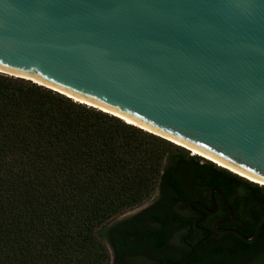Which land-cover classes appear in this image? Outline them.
<instances>
[{
	"label": "water",
	"instance_id": "obj_1",
	"mask_svg": "<svg viewBox=\"0 0 264 264\" xmlns=\"http://www.w3.org/2000/svg\"><path fill=\"white\" fill-rule=\"evenodd\" d=\"M0 70L264 181V0H0Z\"/></svg>",
	"mask_w": 264,
	"mask_h": 264
},
{
	"label": "trees",
	"instance_id": "obj_2",
	"mask_svg": "<svg viewBox=\"0 0 264 264\" xmlns=\"http://www.w3.org/2000/svg\"><path fill=\"white\" fill-rule=\"evenodd\" d=\"M232 183L242 186L249 223L240 231L250 238L264 189L118 117L0 73V264H264V225L252 244L234 237L181 259L172 252L174 206H188L183 191L217 187L229 197ZM160 191L153 207L105 226ZM138 257L146 261H131Z\"/></svg>",
	"mask_w": 264,
	"mask_h": 264
},
{
	"label": "flooded vegetation",
	"instance_id": "obj_3",
	"mask_svg": "<svg viewBox=\"0 0 264 264\" xmlns=\"http://www.w3.org/2000/svg\"><path fill=\"white\" fill-rule=\"evenodd\" d=\"M230 186L232 192L229 197L217 187L186 186L187 188L183 192L185 202H188L187 208L184 202H177L174 206L175 211L179 214V220L176 224L180 228L176 231L178 238L170 245L177 259H181L189 249L192 254L204 243L211 245L232 241L234 237H237L232 231L241 232L240 229H244L249 223L247 217L244 216L243 200L245 196L241 190L242 186L236 183H232ZM161 197L162 192H157L152 202L139 213L153 207ZM228 206L233 211V215ZM166 251H170V249L160 254L166 255Z\"/></svg>",
	"mask_w": 264,
	"mask_h": 264
},
{
	"label": "bare ground",
	"instance_id": "obj_4",
	"mask_svg": "<svg viewBox=\"0 0 264 264\" xmlns=\"http://www.w3.org/2000/svg\"><path fill=\"white\" fill-rule=\"evenodd\" d=\"M4 71L0 70V73H3ZM35 83L39 84V85H43L45 87H49L50 89H53L55 91H58L59 93H61L62 95H65L66 97L74 100L75 102H78V103H81L83 105H86V106H89V107H93L95 109H98L102 112H105L107 114H110L112 116H115V117H118L119 119H121L122 121H124L125 123L129 124V125H132V126H135L137 128H140L148 133H153V134H156V132H154L153 130L149 129L148 127L138 123L137 121H135L134 119L130 118V117H127L125 115H120L119 113H116L114 111H112L111 109L107 108V107H104V106H101V105H98L97 103L91 101V100H88V99H85L83 97H80V96H77V95H74L68 91H65L63 89H59L55 86H52V85H49L43 81H40L38 79H34L33 80ZM171 140V139H170ZM176 145L188 150L191 152V155L192 156H198L200 158H202L203 160L205 161H208L214 165H216L218 168H221V169H224L234 175H237L238 177L240 178H243L244 180L250 182V183H253L257 186H260V187H264V181L263 180H260L256 177H253V176H250L238 169H236L235 167H232L230 165H228L227 163H224L223 161H220L219 159H216L215 157H213L212 155L208 154V153H205L204 151L202 150H199L197 148H194V147H189L187 145H184L178 141H174L172 140Z\"/></svg>",
	"mask_w": 264,
	"mask_h": 264
},
{
	"label": "rangeland",
	"instance_id": "obj_5",
	"mask_svg": "<svg viewBox=\"0 0 264 264\" xmlns=\"http://www.w3.org/2000/svg\"><path fill=\"white\" fill-rule=\"evenodd\" d=\"M202 163H204L203 161L201 162V164ZM258 187H260V186H258ZM260 188H262V189H264V187H260ZM156 195V193L150 198V199H148V200H146L145 202H143L141 205H139V206H137V207H134V208H132V209H129V210H127V211H125V212H123L122 214H120V215H118V216H116V217H114V218H112L111 220H109L106 224H105V226L107 225V226H112V225H114L115 223H117L118 221L120 222V221H122V220H124V219H126V218H130L132 215H135V214H133L135 211H138L139 209H143V208H145V207H147L148 205H149V203H151L152 202V199H153V197ZM142 211V210H141ZM140 212V211H139ZM138 212V213H139ZM128 215V216H127ZM130 215V216H129ZM108 244V249H109V255H110V261H112V252H111V250H110V248H109V243H107ZM133 263H143V262H145L146 260L143 258V257H138V258H136V259H132L131 260ZM264 262V261H263Z\"/></svg>",
	"mask_w": 264,
	"mask_h": 264
}]
</instances>
